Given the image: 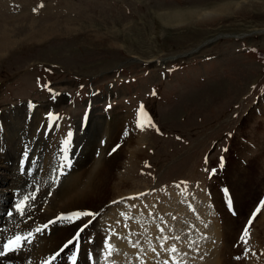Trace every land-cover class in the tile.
<instances>
[{
    "label": "rangeland",
    "instance_id": "1",
    "mask_svg": "<svg viewBox=\"0 0 264 264\" xmlns=\"http://www.w3.org/2000/svg\"><path fill=\"white\" fill-rule=\"evenodd\" d=\"M3 28L0 112L39 108L70 166L94 118L122 124L104 150L116 187L76 226L102 231L90 264H264V0H0Z\"/></svg>",
    "mask_w": 264,
    "mask_h": 264
},
{
    "label": "bare ground",
    "instance_id": "2",
    "mask_svg": "<svg viewBox=\"0 0 264 264\" xmlns=\"http://www.w3.org/2000/svg\"><path fill=\"white\" fill-rule=\"evenodd\" d=\"M215 14L217 13L213 11H205L202 13V17L205 20L206 18L210 20ZM41 32L43 31L41 30ZM39 33L40 30L33 31L31 36L39 38L41 36ZM7 34L10 33L6 28L0 30V48L10 44L11 38ZM195 51L197 48H187V50L177 52V55L183 56ZM69 98L66 91H60L59 100L61 102H67ZM28 107L17 104L14 107H2L0 112V250H4V244L14 236L27 237L22 248L15 252H9L5 257H0V264H45L46 261L50 264H90L92 253L94 259L101 258V252L98 249L101 248L103 242H101L102 231L93 229L97 233L92 238V243L82 242L87 230L93 228L94 225L91 226V222H89L79 230L76 229V226L88 222L87 220L81 222L80 219L85 210H91L89 206L97 209L115 189L113 188L114 173L112 169L118 163L113 166L117 160L107 158L104 150L114 133H118V126L122 124L119 125L113 121L107 129L103 125L97 124L98 118L93 117L94 120L90 123L91 138H89L86 148L79 152L75 160H71L70 166L67 153L69 148L66 149L69 142L62 140L66 136V129L55 125L51 130H48L47 124L43 123L44 129L40 128V132L39 127L42 120H39V108L33 110ZM49 108L50 106L47 109L49 110ZM52 112H48L46 115L48 119H52L54 116L49 115ZM119 135L118 133L117 137ZM101 139L103 140L100 141ZM90 146L92 152L86 154L85 151ZM121 151L122 147L117 153L118 162ZM57 156L64 158V166L62 165L61 168L65 169L60 171V176L63 174L65 176L62 179L61 187L54 195L53 193L50 195L48 187L49 184L51 187L53 182L52 175L49 174L50 162L52 157L56 159ZM72 156L74 154H71ZM87 160H91V162L85 164ZM117 180L119 181V179ZM242 180L243 178L240 180L241 183L245 184ZM248 183L249 181H247V185ZM237 194L239 196L240 191H237ZM25 197H28L26 206H24ZM241 199L243 197L240 195L237 200L240 202ZM17 204H21L23 215L16 211L15 205ZM9 212L13 214L10 216ZM212 226L211 224L210 230L214 233L216 227L212 228ZM216 232L214 235H217ZM118 242L124 246V243ZM123 242L126 244L124 248L129 247L134 251L129 243ZM105 243L108 244L107 241ZM122 262L129 264L130 261L122 259ZM201 264H221V260L216 257Z\"/></svg>",
    "mask_w": 264,
    "mask_h": 264
},
{
    "label": "snow or ice",
    "instance_id": "3",
    "mask_svg": "<svg viewBox=\"0 0 264 264\" xmlns=\"http://www.w3.org/2000/svg\"><path fill=\"white\" fill-rule=\"evenodd\" d=\"M43 5H41L42 7ZM34 198V197H33ZM28 200V197H25V202H24V206H26V202ZM16 211L19 212L21 215H23V208L21 206V204H17L15 205ZM12 212H9L8 215H12ZM88 215H91L90 213H88ZM46 227V226H45ZM37 231H40V229H37ZM29 235H31V233H29ZM245 235H247V228L245 229ZM242 240H244V242H247L244 239V236L241 237ZM27 240V237H23L20 235L14 236L11 240H8L5 244H4V250H0V257H5L7 256V254L9 252H15L17 251L19 248H22L25 241ZM45 264H50V262L46 261Z\"/></svg>",
    "mask_w": 264,
    "mask_h": 264
}]
</instances>
